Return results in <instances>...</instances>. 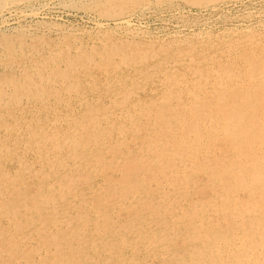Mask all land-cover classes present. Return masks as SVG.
<instances>
[{"label": "rangeland", "instance_id": "1", "mask_svg": "<svg viewBox=\"0 0 264 264\" xmlns=\"http://www.w3.org/2000/svg\"><path fill=\"white\" fill-rule=\"evenodd\" d=\"M101 1L0 0V208L10 209L8 216H0V264H25L18 254L10 258L11 251L24 249L32 253L33 264H56L59 252L50 236L59 237L61 231L66 254L84 248L81 264H172L180 257L188 263L187 250L202 243L192 244L189 220L176 217L194 207L210 220L216 213L212 203L220 206L196 164H214L209 161L223 154L222 137L214 143L205 137L196 157L191 150L192 160H179L167 172L171 176L152 180L154 167L145 171L143 164H152V148L166 138L158 139L155 114L141 111L170 104L203 108L202 99L211 97L205 92L219 83L200 72H213L231 60L243 69L241 54L262 57L264 0ZM76 70L79 79L53 76ZM73 82L77 87L65 88ZM23 85L32 92L41 89L43 97L16 99L18 89L27 92ZM169 92L172 98L163 101ZM89 110L97 112L100 128L108 131L75 158L82 149L70 143L88 139L91 128L83 125ZM37 130L42 136L35 135ZM53 132L59 148L42 138ZM174 135H168L170 150ZM128 176L140 183L136 193L129 189ZM244 194L238 196L246 200ZM45 199L47 207L34 211ZM169 201L175 202L174 212L161 224L147 220L145 204ZM105 217L109 227L102 231ZM133 219L137 230H124ZM152 234L155 243L144 239Z\"/></svg>", "mask_w": 264, "mask_h": 264}, {"label": "bare ground", "instance_id": "2", "mask_svg": "<svg viewBox=\"0 0 264 264\" xmlns=\"http://www.w3.org/2000/svg\"><path fill=\"white\" fill-rule=\"evenodd\" d=\"M132 1L135 2L136 0ZM190 1L192 4L204 3L203 0ZM204 1L210 2L211 0ZM240 58L242 59L241 64L243 63L244 65L243 69H237L239 61L231 60L214 69V73L212 70L207 72V74L200 72L203 79L208 80L210 77H213L219 83L210 87L211 92H205V95L209 93L211 97L209 99L206 97L202 99L204 109L190 104L185 106L170 104L166 108L162 107L154 111L151 110L153 108H146V110L141 111H145L146 113L153 112L155 114V119L158 120L155 127L158 139L162 140L163 137L166 138L165 143H157L152 148L153 153L156 155L152 164H143L145 171L154 167L152 180H155L156 176H171L167 172L175 170L179 160H192L194 155L192 156L191 150L194 153L196 152V157L198 149L201 148V143H206L204 142L205 137L209 141L211 140L212 143L220 141L219 138L222 137L221 141L223 144L220 146L223 149V154L221 152L219 157L215 158L216 160L209 161L214 164L210 165L209 163L202 162H200L201 164L199 162L196 164L207 175L209 183L214 187L212 190L220 198V204H218L220 206L217 207V204L212 203L216 213H214L215 215L210 220H208L207 212L204 214L203 211L200 212L199 209H195L194 207L191 210L183 211L181 216L176 217V219L189 220L187 221L189 228H191L189 230V241L192 244L201 242L202 245L197 246L192 251L187 250V255L190 256L188 263L185 259L183 262L180 257L178 260H172V264H264V55L253 59L245 54H241ZM88 61L89 59H87ZM83 66L85 64L82 63L80 67ZM78 73V70L73 71L71 74H60L57 72L53 76L70 75L75 79H79ZM221 84H223V87L214 91ZM75 87H77V83L73 82L66 85L65 88L71 89ZM22 88L23 90L27 88V92H22V94L19 93L18 89V97H15L16 99H20L22 95L26 96L29 94L32 97H43L41 89H37V92H32L28 89V86L23 85ZM125 96H127V93H125ZM171 98L172 93L169 92L162 99L166 102ZM213 98L215 101L212 102ZM214 105L217 106L215 109ZM87 114L88 124L83 126L91 128L88 129V139L86 141L81 140L82 144L78 143L77 140L70 143L71 148L78 150V147H81L82 149L80 155L73 156L75 158L81 157V154L86 151L89 142L98 140L100 135L102 138L105 137V132L108 131L107 129L100 128L97 120L98 116H96L97 112L89 110ZM173 121L178 126L173 127ZM218 128L222 133H217ZM172 133L176 134L172 136L173 140L176 139V141L170 150L166 146L170 142L167 141L169 140L168 135ZM37 134L42 136L38 130L35 132V135ZM47 134H44L42 138L52 139L53 147L59 148L60 144L56 140L57 135L54 132L50 135ZM162 134L164 135L162 136ZM67 138H64V142L68 141ZM148 146L152 147L151 144H148ZM96 158H101L100 151L97 153ZM140 167L139 170L142 169L141 165ZM174 173H172L173 176ZM156 180L163 181L162 178ZM170 180L177 181V178H170ZM126 182L129 184V189L134 188L132 192L139 189V181L131 180L130 176L126 178ZM177 182H182L185 187L188 185V182L182 179ZM172 183L173 185L175 184V182ZM241 191L245 192L246 200H242L238 196ZM176 192L182 196L179 191ZM123 194L120 192L116 193L121 198H123ZM41 200L33 208L34 211L40 212L42 207H47L45 204L47 199ZM174 204L175 202L171 203V201L164 205L159 204L158 206L152 202L145 204L144 207L150 214V216H147V220L161 224V219L165 218L166 214L174 212ZM7 210H10L8 205L1 207L0 216H8ZM215 219L216 223H218L216 227L214 226ZM50 221L58 228L54 216H52ZM103 222L100 228L102 231L106 229L104 228L106 225L107 228L109 227L106 217ZM133 222H135L134 219L129 224L123 225V229L136 231L137 228ZM215 228L223 229L216 231ZM61 232L62 235L57 232L59 237L57 235L50 236L51 242L54 243V250L59 252L58 255L54 256L56 264H81L79 256H81V251L84 248L78 246L75 249L72 248L66 254L63 251V247H61L62 236L65 233ZM73 233L75 232L71 230L70 234ZM46 238L43 237L42 243L48 245ZM144 239L149 240L150 243L157 242L154 234L148 235ZM158 240L160 241L159 237ZM122 241L125 240L123 239ZM50 246L52 245L50 244ZM16 254L26 259L25 264H33V260L31 259L32 253L26 249L19 252L15 250L11 251L10 258L14 255V258H16ZM85 258L83 259L84 261L86 260Z\"/></svg>", "mask_w": 264, "mask_h": 264}]
</instances>
